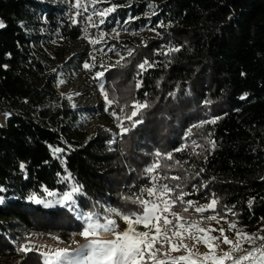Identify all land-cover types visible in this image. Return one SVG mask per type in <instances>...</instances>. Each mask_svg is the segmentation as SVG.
<instances>
[{"label":"trees","instance_id":"trees-1","mask_svg":"<svg viewBox=\"0 0 264 264\" xmlns=\"http://www.w3.org/2000/svg\"><path fill=\"white\" fill-rule=\"evenodd\" d=\"M104 6L96 27L80 0H0V264H47L19 254V224L72 240L80 211L143 216L162 198L184 217L264 232V0ZM141 27L154 31L142 42L115 35ZM90 35L124 52L80 60L120 116L117 139L85 135L86 113L59 90L58 42Z\"/></svg>","mask_w":264,"mask_h":264},{"label":"rangeland","instance_id":"rangeland-1","mask_svg":"<svg viewBox=\"0 0 264 264\" xmlns=\"http://www.w3.org/2000/svg\"><path fill=\"white\" fill-rule=\"evenodd\" d=\"M80 1L89 12V21L96 27L102 25L109 13L104 6L106 0ZM150 33L154 31L149 27L123 28L115 35L142 42ZM102 43L93 35L72 43L58 42L60 56L55 57V65H69L64 74L60 72L59 90L76 109L86 113L81 127L85 135L104 131L117 139L124 132L120 116L105 102L98 76L88 74L80 61L98 56L112 61L124 55L122 51L103 49ZM6 116L8 113L0 110L1 124H5ZM54 201L66 203L63 196H55ZM103 217L96 210L80 211L84 229L72 240L23 224L9 231L19 254L26 250L40 252L47 264H264V232L259 236L244 235L241 230L236 233L228 221L214 215L203 220L184 217L166 198L145 205L143 216L112 210L109 218ZM110 229L117 232L118 242L110 237L96 239L100 232Z\"/></svg>","mask_w":264,"mask_h":264},{"label":"built area","instance_id":"built-area-1","mask_svg":"<svg viewBox=\"0 0 264 264\" xmlns=\"http://www.w3.org/2000/svg\"><path fill=\"white\" fill-rule=\"evenodd\" d=\"M7 117V116H6ZM8 118V117H7ZM6 118V119H7ZM7 120H5V122H6ZM100 234H101V236H99V237H97L96 239H98V240H105V238H107V237H110V239H117V242L119 241V239L117 238V232H115V234H112L111 236H104L103 235V232H100Z\"/></svg>","mask_w":264,"mask_h":264},{"label":"bare ground","instance_id":"bare-ground-1","mask_svg":"<svg viewBox=\"0 0 264 264\" xmlns=\"http://www.w3.org/2000/svg\"><path fill=\"white\" fill-rule=\"evenodd\" d=\"M116 224H119V222H116ZM117 227L119 225H116ZM112 234H115L114 229H110L109 231L103 232L104 236H111Z\"/></svg>","mask_w":264,"mask_h":264}]
</instances>
